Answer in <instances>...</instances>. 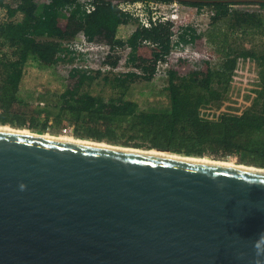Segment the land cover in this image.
<instances>
[{
    "label": "water",
    "instance_id": "95a60500",
    "mask_svg": "<svg viewBox=\"0 0 264 264\" xmlns=\"http://www.w3.org/2000/svg\"><path fill=\"white\" fill-rule=\"evenodd\" d=\"M0 264H264V173L0 132Z\"/></svg>",
    "mask_w": 264,
    "mask_h": 264
},
{
    "label": "trees",
    "instance_id": "16d2710c",
    "mask_svg": "<svg viewBox=\"0 0 264 264\" xmlns=\"http://www.w3.org/2000/svg\"><path fill=\"white\" fill-rule=\"evenodd\" d=\"M76 1L15 0L12 6L0 0L5 11L0 19V126L39 135L70 127L79 139L218 161L234 157L240 165L264 169V45L247 48L234 39L263 32L264 0L181 3L208 7L214 13L204 37L192 36L197 55L183 57L169 55L170 23L148 30L136 27L122 40L119 28L135 21L122 14L115 0H93L95 9L86 16L78 10L70 14L60 10ZM80 38L128 45L129 64L144 75L74 71L66 76L61 91L22 94L28 65L54 68L62 43ZM205 44L221 56L218 63L205 54ZM165 55H169L167 103L141 108L128 96L130 85L136 80L150 82L156 60ZM245 64L255 70L250 80L238 78L239 67ZM98 80L111 89L109 96L92 92Z\"/></svg>",
    "mask_w": 264,
    "mask_h": 264
},
{
    "label": "built area",
    "instance_id": "2783aa9c",
    "mask_svg": "<svg viewBox=\"0 0 264 264\" xmlns=\"http://www.w3.org/2000/svg\"><path fill=\"white\" fill-rule=\"evenodd\" d=\"M118 9L125 16L135 21L140 29H151L157 24L170 23L169 44L173 56L197 55L195 40L192 36L201 37L210 27L213 11L208 7H192L172 2L160 3L154 1L115 0ZM95 9L93 0H77L75 3L65 4L60 10L66 14L79 11L86 16ZM192 20L194 22L192 23ZM141 44H152L142 41ZM130 48L124 46H109L88 41L85 38L75 39L62 43V50L57 54L58 64H71L66 76L74 71L86 75L101 72L102 75L137 74L143 76V71L133 67L128 62ZM169 55L158 58L154 65L153 80H166L169 69ZM116 60V66L101 63L99 60ZM57 64V65H58ZM68 130V129H67ZM66 130V131H67ZM72 131L71 128L68 130Z\"/></svg>",
    "mask_w": 264,
    "mask_h": 264
},
{
    "label": "rangeland",
    "instance_id": "374dc122",
    "mask_svg": "<svg viewBox=\"0 0 264 264\" xmlns=\"http://www.w3.org/2000/svg\"><path fill=\"white\" fill-rule=\"evenodd\" d=\"M6 2L10 3V5L12 6H14L15 4V0H6ZM4 14H5V11L3 9H0V19L4 17ZM19 19H20V16H17L16 20H19ZM193 22L194 20H192V23ZM135 28H136V24L134 22L129 23L128 25L124 27H121L117 35L118 38L122 40L127 39L128 36L132 33V31ZM209 28L206 30V32L209 30ZM256 32L257 33L254 35H250V36L248 35V36H243V37L238 36L237 38L234 37V39L238 42V44H241L242 46H245L247 48L259 49V48H262V46L264 45L263 44L264 43V30L263 32H261V30L256 31ZM204 34H202L201 37H204ZM204 52L209 57L211 62L213 63H218L219 60L221 59V56L215 53L213 48H211V46L207 44H205L204 46ZM70 65L71 64L61 62L52 69L50 68L40 69L36 65H32V64L28 65L24 71V77L21 83L22 94L24 95L26 94V92H29V93L37 92L38 93V92H42L46 90L61 91L62 84L64 83V80L66 78V74H67L66 72L70 68ZM239 69L240 70L238 72V76H239L238 78L242 80L243 79L250 80L251 78H253V75H254L253 72H255V70L251 65L249 64L241 65ZM96 82L98 84L92 86V88L94 89L92 92L100 93L105 97L109 96L112 93L111 89H108L107 87H103L101 85L100 80ZM165 86H166V80H153L152 79L150 82H146L144 80H136L134 83L130 85L128 96L132 100H134L136 103H138L141 108H146L152 105L155 106L157 104L164 106L167 103V98L164 92ZM36 104H37L36 102H33L32 106L34 107ZM41 118L43 117L41 116ZM69 128L70 127H65L61 132H60V128L59 130H54L51 128L47 130L44 134H49L55 137L75 138L72 131L71 132L68 131ZM32 133H35V132H32ZM120 147H123V146H120ZM129 148H132V147H129ZM142 150H145V149H142ZM230 160H236V158L230 157V158H227L225 160H220V161H230Z\"/></svg>",
    "mask_w": 264,
    "mask_h": 264
},
{
    "label": "bare ground",
    "instance_id": "6f19581e",
    "mask_svg": "<svg viewBox=\"0 0 264 264\" xmlns=\"http://www.w3.org/2000/svg\"><path fill=\"white\" fill-rule=\"evenodd\" d=\"M0 132L20 134V135H26V136H38V137L44 138V139L59 140V141L67 142V143L84 145V146L95 147V148H100V149H111V150H116V151L122 150L124 152L143 154V155H147V156L171 158V159H175V160L191 161V162L205 164V165H215V166H222L225 168L236 169V170H248V171H252V172L264 173V169L240 165L236 162V160L218 161V160L210 159L209 157H200V158L187 157V156L162 152V151H158V150L134 149V148H129L130 146L129 147H120V146L107 144L104 142H96V141H92V140H85V139H79V138L55 137V136H51L49 134L38 135V134L32 133V132L25 130V129L12 128L10 126H0Z\"/></svg>",
    "mask_w": 264,
    "mask_h": 264
},
{
    "label": "crops",
    "instance_id": "0c3cea01",
    "mask_svg": "<svg viewBox=\"0 0 264 264\" xmlns=\"http://www.w3.org/2000/svg\"><path fill=\"white\" fill-rule=\"evenodd\" d=\"M121 27H124V26H121ZM121 27H120V28H121ZM120 28H119V30H120Z\"/></svg>",
    "mask_w": 264,
    "mask_h": 264
}]
</instances>
